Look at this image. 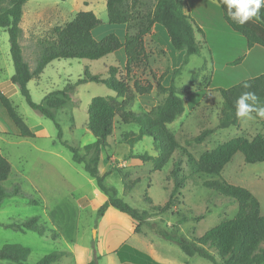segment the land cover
Segmentation results:
<instances>
[{
	"label": "rangeland",
	"instance_id": "1",
	"mask_svg": "<svg viewBox=\"0 0 264 264\" xmlns=\"http://www.w3.org/2000/svg\"><path fill=\"white\" fill-rule=\"evenodd\" d=\"M106 2L107 0H30L24 6L20 24L23 30V54L30 67L34 68L36 65V44L52 39L55 27H63L81 11H92L101 21V25L93 30L96 40L103 34L105 36L102 39L115 34L123 40V29L118 28L123 25L116 27L108 22ZM215 10L221 17L222 13L216 5ZM186 12L194 23H202L205 17L214 15V11L202 4L201 0H188ZM220 20L221 26L226 25L222 17ZM195 30L201 53L190 57L189 64L184 66L175 80L184 100L185 111L168 125L182 149L173 155L162 171H154L152 162L135 159V156L143 154L152 157L158 155L153 139L145 136L131 147L124 140V134H138L139 127L133 123L125 124L118 117L114 122V132L107 140V147L102 149L100 171L102 175L112 171L105 179L106 187L115 190L118 198L139 210L150 209L145 201L146 195L158 206L169 200L173 189L171 171L174 164L180 161L181 175L186 181L179 204L168 213L151 218V225L141 227V233H136V222L114 208L108 209L103 217L98 216L106 195L82 165L73 161L71 151L58 139L54 122L34 111L22 96L20 88L11 82L15 69L10 55L9 35L0 28V89L10 98L35 134L34 138L17 135V128L0 103V149L12 168L4 187L11 191L19 184L29 199L37 202L33 204L28 199L21 198L3 201L0 208V248L6 244L29 248L31 254L25 264H37L52 253L61 254L53 264H122L116 254L122 244L147 254L160 264H212L198 256L188 257L177 244L161 238L153 228L160 227L171 233L175 231L172 226L176 225L179 228L178 235L191 240L203 236L220 223L233 219L238 213V205L204 187L203 183L210 180L226 181L250 190L259 200L264 215V162L248 164L244 155L237 153L220 176L196 175L193 173V162L182 151L185 149L197 160L203 153L231 139L264 136V119L254 116L240 119L236 127L217 129L223 100L221 94L208 84L214 75L213 61L216 57L221 59L215 53H223L225 49L217 48L210 35L204 39L197 25ZM163 32L153 27L151 33L145 36L149 65L136 67L134 74L152 82L154 89L150 95L136 97L128 108L132 112L145 113L162 103L166 94L158 93L153 75L160 76L166 72L163 85L169 86L172 71L182 62L184 52L175 51L166 32ZM239 36L243 42L237 45L235 58L243 54L242 47L243 50L247 49L246 41ZM233 42L237 44L236 41ZM259 49L264 52V49L257 48ZM255 54L256 51L244 62L250 68L257 62L259 68L252 70L255 72L246 73L247 76H243L245 79L264 73V60L256 61ZM125 62L126 55L121 49L96 61L57 60L49 64L38 79L31 81L28 89L33 102L40 104L50 93L63 90L69 83L83 79L86 68L94 75L108 77V69L112 66H119L124 72ZM215 67L218 69L220 66L218 64ZM220 77L218 75V79ZM217 83L227 85L228 82L216 81V85ZM97 97L116 98L117 95L106 85L83 83L77 86L66 106L56 113V121L63 131V141L78 148L80 156L87 159L89 156H86L84 147L95 142L94 135L87 129L88 111L92 100ZM206 129H214L213 134L200 144L193 142ZM124 175L131 182L137 181L132 189L126 190ZM35 217L39 218V225L45 230L43 236L32 231L21 232L4 227L8 224H21ZM183 217L187 221L180 224ZM200 217L202 218L199 219ZM116 246L118 248L114 252L113 248Z\"/></svg>",
	"mask_w": 264,
	"mask_h": 264
},
{
	"label": "trees",
	"instance_id": "2",
	"mask_svg": "<svg viewBox=\"0 0 264 264\" xmlns=\"http://www.w3.org/2000/svg\"><path fill=\"white\" fill-rule=\"evenodd\" d=\"M29 1L0 0V28L6 30L9 35L10 55L15 69L10 80L20 88L22 96L34 111L54 122L58 130V139L71 151L73 161L82 165L85 172L96 180L100 191L106 195V200L99 208L98 216L103 217L108 209L114 208L136 222L135 232L141 233V227L151 225L149 223L151 218L166 214L179 204L186 179L181 175V164L180 161H177L171 171L173 189L169 200L164 205L158 206L146 195L145 201L150 206L149 210H139L118 198L116 191L106 187L104 183L112 171L102 175L99 168L102 149L107 147V140L114 132L115 119L118 117L125 124L138 125V134L126 133L123 137L131 147H134L145 136L153 139L158 155L152 157L143 154L135 156V159L142 162H152L154 171H162L173 155L182 149L175 135L168 129V125L185 111L184 100L180 96L175 80L182 73L184 66L189 64L190 57L201 53V47L195 37L196 25L199 33L205 39L206 36L201 26L208 28L210 27L208 25H214V22L222 17L231 31L244 38L247 49H264V6L261 7L258 18H252L246 24L239 25L228 17L223 0H215L216 6L222 13L221 17L215 10L214 4L208 0H201L202 4L214 11V15L205 17L202 23H194L186 12L188 0H145L144 2L141 0H107L109 24L127 26L124 42L115 34L96 40L93 36V30L101 25V21L92 11H81L63 27H55L52 39L39 41L36 44L38 57L35 67L32 68L24 58L21 45L23 30L20 26L24 6ZM156 24L161 25L166 30L174 50L184 52V56L180 66L172 71L169 86L163 85L167 76L166 72L160 76L153 75L158 93L166 94L164 101L151 108L150 111L135 113L128 108L134 103L136 97L138 95H150L154 89L152 82L138 78L134 74V69L141 65H149L145 36L151 33ZM215 42L217 43V41ZM241 42L243 41L241 40ZM212 48L214 49L213 46ZM120 49H124L126 55L124 72L119 66H112L108 69V77H103L92 74L86 68L83 79H79L76 83H69L63 90L50 93L40 104L33 102L28 84L34 79H38L52 62L70 59L96 61L112 55ZM242 55L224 69L220 66L221 70L213 75L208 84L210 88H214L221 94L223 100L217 129H228L239 125L240 118L235 115V101L244 92H254L261 101H264V73L254 77L248 76L245 79L243 76L247 75L239 73L242 70L244 60ZM218 75H221L219 79ZM216 81L228 83L227 85L221 83L216 85ZM87 82L106 85L117 95L116 98L97 97L91 102L87 129L94 135L95 142L84 147L86 156H89L88 159L80 156L78 148L63 141L62 128L56 121L57 111L66 106L78 85ZM245 82L251 87L244 88ZM0 103L17 128L19 136L34 138V132L1 89ZM252 116L260 119L255 113ZM213 132L214 129H206L195 137L193 142L200 144L208 139ZM182 151L185 152L189 161L193 162L194 174L220 176L226 165L232 161L237 153H242L245 162L248 164L263 163L264 136L257 135L252 139L245 137L231 139L217 148L203 153L197 160H194L185 149ZM130 158L133 157L130 156ZM11 172V165L2 155L0 149V208L4 200L11 198L28 199L30 203H37L35 200L29 199L19 184L15 185L11 191L6 190L4 183L8 180ZM123 177L126 190L132 189L137 181L131 182L127 180L125 175ZM203 185L227 198L231 203L237 204V215L207 231L203 236L191 240L179 236V228L176 225L172 226L175 231L171 233L160 227L153 228V231L161 238L177 244L188 257L198 256L212 264H264V215L261 212V205L257 197L250 190L229 184L226 181L210 180L205 181ZM186 221L187 218L183 217L179 223L182 224ZM4 227L21 232L32 231L40 236L45 233L44 228L39 225V218L37 217L21 224H8ZM30 254L29 248L17 244H6L0 248V261L25 264ZM116 254L122 264H160L147 254L127 244H122ZM60 257L61 254L52 253L37 264H53Z\"/></svg>",
	"mask_w": 264,
	"mask_h": 264
},
{
	"label": "crops",
	"instance_id": "3",
	"mask_svg": "<svg viewBox=\"0 0 264 264\" xmlns=\"http://www.w3.org/2000/svg\"><path fill=\"white\" fill-rule=\"evenodd\" d=\"M208 1L211 2L212 4L216 5V1L215 0H208ZM208 26H210V27L206 28L204 26H201V29L204 31L205 36L210 35L212 37L213 44L215 43L217 48L225 49V51L223 53L218 52V51H217L218 53H215V55L217 54L221 58L220 60H218L217 57H216L215 61H213V66H214L213 70H214V74H215L216 72H218V70H221L220 68L224 69L226 66H228L229 64H231L232 62H234L237 59L234 56L237 53V51H238L236 49V47L239 44V42L240 43H242V42H241V38H239L240 36L235 34V33H233L226 25H222L221 26V20L220 19L217 22H214V25H208ZM116 27H118V26H116ZM118 28L123 29L124 39L123 40L120 39V40L122 42H124L126 31H127V26L123 25V26H119ZM155 28L161 29L162 32L164 31L163 33L166 32V30L161 25L156 24V25H154V29ZM100 34L101 33H99V35ZM166 34H167V32H166ZM103 36H105V34L101 35L97 40H101ZM230 39H232L231 43H230ZM214 40L217 41V43ZM233 41H236L237 44H234ZM243 49L244 48L242 47V51L241 52L244 51V53H243L244 55H242L244 60L242 62V70L239 71V73H241V74H246L247 73L248 74V73H251V72H255V71H252V70H255V68H259V63L256 62L255 66L250 68L249 66L246 65L247 62H244V61H245V59L248 56H250L251 54H254L255 51H256L257 54L254 55L255 60L262 62V60H264V52L262 50L260 51V49L257 50V48H253V49H250V50L247 49L246 51L243 50ZM121 50H124V49H121ZM229 55H232V56L228 57ZM218 64H219V66H222V67L216 69L215 66H217ZM16 133L18 135V132H16ZM117 248H118L117 246L114 247L113 251L116 250ZM0 264H5V263L0 262ZM6 264H14V263L9 262V263H6Z\"/></svg>",
	"mask_w": 264,
	"mask_h": 264
},
{
	"label": "clouds",
	"instance_id": "4",
	"mask_svg": "<svg viewBox=\"0 0 264 264\" xmlns=\"http://www.w3.org/2000/svg\"><path fill=\"white\" fill-rule=\"evenodd\" d=\"M228 17L239 25L246 24L252 18H258L260 9L264 6V0H223ZM244 88H250L247 82ZM237 118H251L252 114L264 119V101L251 91L241 94L235 101Z\"/></svg>",
	"mask_w": 264,
	"mask_h": 264
}]
</instances>
